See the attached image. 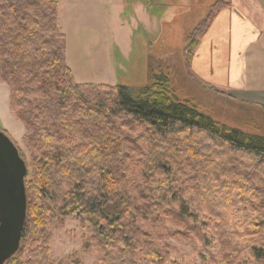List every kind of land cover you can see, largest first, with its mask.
<instances>
[{"label": "trees", "instance_id": "16d2710c", "mask_svg": "<svg viewBox=\"0 0 264 264\" xmlns=\"http://www.w3.org/2000/svg\"><path fill=\"white\" fill-rule=\"evenodd\" d=\"M230 6H212L184 51L189 77L215 93L192 64ZM151 78L138 98L77 84L59 5L0 0V84L25 126L31 169L21 247L6 264H56L51 233L70 218L95 264H198L195 255L264 264V137L215 121L174 96L167 78Z\"/></svg>", "mask_w": 264, "mask_h": 264}, {"label": "rangeland", "instance_id": "374dc122", "mask_svg": "<svg viewBox=\"0 0 264 264\" xmlns=\"http://www.w3.org/2000/svg\"><path fill=\"white\" fill-rule=\"evenodd\" d=\"M104 1L79 0L74 4L63 0L61 23L67 37V64L77 84L118 86L138 98L152 85L153 73L168 79L170 91L180 101L230 128L264 137V111L223 99L188 75L187 39L202 23L205 29L214 15L210 8L219 0H149L144 10L142 2L148 0ZM228 1L223 0L225 4ZM77 5V9L72 8ZM0 131L18 147L30 174L25 126L12 115L10 91L4 84H0ZM84 233L79 219L64 220L51 233L52 261L95 264L94 252L84 250ZM183 249L193 255L192 249ZM192 257L200 264L196 255Z\"/></svg>", "mask_w": 264, "mask_h": 264}, {"label": "crops", "instance_id": "0c3cea01", "mask_svg": "<svg viewBox=\"0 0 264 264\" xmlns=\"http://www.w3.org/2000/svg\"><path fill=\"white\" fill-rule=\"evenodd\" d=\"M53 1L61 13L63 0ZM148 2H142L143 10ZM228 3L231 6L218 14L204 36L192 70L200 80L220 92L217 96L245 108L264 111V0H229Z\"/></svg>", "mask_w": 264, "mask_h": 264}, {"label": "water", "instance_id": "95a60500", "mask_svg": "<svg viewBox=\"0 0 264 264\" xmlns=\"http://www.w3.org/2000/svg\"><path fill=\"white\" fill-rule=\"evenodd\" d=\"M27 162L8 135L0 131V264L20 250L27 220Z\"/></svg>", "mask_w": 264, "mask_h": 264}]
</instances>
